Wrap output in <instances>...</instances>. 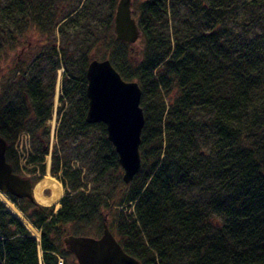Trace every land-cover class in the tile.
<instances>
[{
    "label": "trees",
    "instance_id": "1",
    "mask_svg": "<svg viewBox=\"0 0 264 264\" xmlns=\"http://www.w3.org/2000/svg\"><path fill=\"white\" fill-rule=\"evenodd\" d=\"M90 2L84 5L97 13L96 3ZM116 2L108 5L107 41H100L102 31L92 26L89 37L101 51L94 57L108 58L123 79L135 80L140 87V167L124 183L105 125L84 119L85 68L91 59L87 49L78 59L80 65L71 58L73 71L80 69L76 79L65 70L61 99L71 104L59 124L66 135L93 132L89 150L96 147L86 163L95 190L79 189L85 185L81 168L70 169L64 162L62 183L73 192H65L55 213L9 195L22 202L20 210L40 231L38 241L0 202V264H58V256L63 257L61 264H76L63 237L99 236L104 218L123 250L141 264H264V10L250 12L243 31L237 32L225 25L237 0H131L137 4L131 13L140 32L134 56L135 44L114 36ZM16 3L11 0L6 10ZM249 4L261 8L264 0ZM232 25L236 29L238 24ZM250 29L256 34L243 38ZM24 81L26 87L15 100L0 98L5 158L20 175L12 144L19 132L40 139L51 114L52 92V85H42L40 77ZM28 121L36 123L29 131ZM200 136L213 139L207 158L198 149ZM25 152L26 164L40 160L31 150ZM58 167L56 156L52 171ZM185 184L202 185L201 198L189 196L181 187ZM115 189L124 199L110 204L104 194ZM124 202H133L134 216L121 209L115 215L113 205Z\"/></svg>",
    "mask_w": 264,
    "mask_h": 264
},
{
    "label": "rangeland",
    "instance_id": "2",
    "mask_svg": "<svg viewBox=\"0 0 264 264\" xmlns=\"http://www.w3.org/2000/svg\"><path fill=\"white\" fill-rule=\"evenodd\" d=\"M14 1H17L16 5L10 11H7L6 6L11 0H0V98L3 100H15L21 95V91L26 87L25 77H40L42 85H52V92L50 93L51 96L49 99L51 114L45 121L47 128L44 130L41 127L40 129L42 131L39 136L40 139H28L27 135L23 134L24 132H19L12 144L16 153V170L28 176L34 182L33 185L43 175L50 174L61 183L63 189L62 197L67 190L69 193L73 192L62 183L65 178L62 176L63 163L65 162L70 169L81 168L80 176L84 177L82 181L85 185L79 189L86 193L94 191L96 182L92 180L93 174L90 172L91 170H89L90 168L86 163L88 161V155L92 154V149L96 147L94 145L91 151L89 150V144L93 142V138L91 137L93 132L88 131V133L82 132L80 134L69 133V135H66L64 130H61L59 123L62 119L63 110L71 104V101L61 99V86L66 69H68V75L72 79H76L77 73L80 71V69L73 71L71 58H77L76 62L80 65L78 59L82 57L83 51L90 49L85 53L88 58H97L94 56L101 52L100 49L94 47V43H92L93 37H89V29L92 26L99 31L101 30L102 32L99 33L100 41H107L105 38V34H107L105 20L107 13L110 11L108 5L111 1L116 2L117 0H91L92 3H96L97 13L94 11L91 12V8L88 5H84L89 0H22L26 2L25 6L22 5L20 0ZM140 1L142 0H137V2ZM250 1L237 0L236 8L228 12L225 20L227 28L242 32L243 28L241 25L249 19L250 12L260 13L264 10V7L260 8V5H250ZM130 6L133 11L135 7L137 10L136 2H131ZM170 10L171 8L169 7V12ZM181 12H185L184 7L181 8ZM40 17L43 21H40ZM234 22L238 24L236 29L232 25ZM256 29H250L247 34L243 35V38H249L251 35H255L257 32ZM169 32H171V29H169ZM170 38H172V34H170ZM133 44L135 46L131 48V53L135 56L139 51V47H137V42ZM53 47L55 50H53ZM45 89L47 91L49 88L46 87ZM167 100L165 96L164 101L167 102ZM35 124L28 121L26 130L29 131ZM59 133H61V137L58 136ZM19 134L23 135L19 136ZM59 139H63V141L60 142ZM212 141L213 139H205L203 136L198 138V149L201 151L203 158H207L209 152H212ZM44 144L47 145L44 147ZM38 147H42L41 152H39ZM25 149L27 153L31 150L32 154L38 155L40 160L29 165L26 164L28 158L22 155L26 154ZM56 156L58 157L59 167L58 170L53 172L52 166L55 163ZM181 187L192 198L198 199L203 195V186L200 184L196 186H186L185 184L181 185ZM181 187L178 189L181 190ZM43 192L45 195H48L50 190L47 188ZM119 192L118 189H115L113 193L108 192L104 196L111 204L113 201L119 200V198L124 199V196ZM6 196L21 211L28 223L27 225H30L37 231L38 239L32 235L28 226L21 221L29 231L30 236L38 241L40 231L31 223L26 214L20 210L18 205H22V202L11 199L9 195ZM60 199L57 207L55 204L45 206L51 207L52 213H55L61 205ZM0 202L7 209L1 200ZM42 205L44 206V204ZM113 207L112 209L114 211H112L115 212V215L119 214L116 211L118 209L130 213L133 216L135 215L133 202H124L120 205L114 204ZM112 211L108 213L110 214ZM216 218L219 217L216 216ZM38 253L40 258V249H38ZM59 259L63 261V257L58 256L57 261Z\"/></svg>",
    "mask_w": 264,
    "mask_h": 264
},
{
    "label": "water",
    "instance_id": "3",
    "mask_svg": "<svg viewBox=\"0 0 264 264\" xmlns=\"http://www.w3.org/2000/svg\"><path fill=\"white\" fill-rule=\"evenodd\" d=\"M130 5L131 0H117L113 31L117 40L134 43L140 32ZM85 77L87 108L84 119L88 123L102 122L105 125L107 139L122 168V180L128 183L140 167L139 143L144 124L139 104L140 87L135 80L123 79L108 58H91L85 68ZM6 147L5 139L0 136V191L42 205L34 198V182L28 176L13 172L5 158ZM11 215L21 222L13 213ZM62 240L76 264H141L123 250L105 218L99 236L67 234Z\"/></svg>",
    "mask_w": 264,
    "mask_h": 264
},
{
    "label": "bare ground",
    "instance_id": "4",
    "mask_svg": "<svg viewBox=\"0 0 264 264\" xmlns=\"http://www.w3.org/2000/svg\"><path fill=\"white\" fill-rule=\"evenodd\" d=\"M47 188L50 190V193L48 195H45L43 191ZM62 193H63V189L61 183L50 174L43 175L33 185V195L35 200L44 205L55 204V206L57 207ZM0 200L6 205V207L11 211V213L17 216L26 225L28 224L21 211H19L8 200L7 196L1 191H0ZM27 226L31 231L32 235L38 239L37 231L30 225Z\"/></svg>",
    "mask_w": 264,
    "mask_h": 264
},
{
    "label": "built area",
    "instance_id": "5",
    "mask_svg": "<svg viewBox=\"0 0 264 264\" xmlns=\"http://www.w3.org/2000/svg\"><path fill=\"white\" fill-rule=\"evenodd\" d=\"M59 264H61V262L59 261Z\"/></svg>",
    "mask_w": 264,
    "mask_h": 264
}]
</instances>
